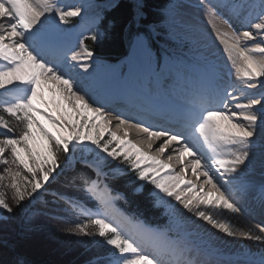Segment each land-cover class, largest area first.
<instances>
[{
	"label": "snow or ice",
	"instance_id": "obj_1",
	"mask_svg": "<svg viewBox=\"0 0 264 264\" xmlns=\"http://www.w3.org/2000/svg\"><path fill=\"white\" fill-rule=\"evenodd\" d=\"M118 6L0 0V228L55 220L76 238L75 264H264V0H198L209 37L170 0L164 34L182 52L157 45L145 0H132L119 75L93 47ZM140 198L167 222L120 207Z\"/></svg>",
	"mask_w": 264,
	"mask_h": 264
},
{
	"label": "trees",
	"instance_id": "obj_2",
	"mask_svg": "<svg viewBox=\"0 0 264 264\" xmlns=\"http://www.w3.org/2000/svg\"><path fill=\"white\" fill-rule=\"evenodd\" d=\"M169 2L170 0H145L146 21L152 22L157 33H160L156 39L158 46H163L165 41H168L167 45L176 46L166 39L165 25L162 22L164 9ZM131 5V0H119V6L108 12L102 21L104 37L93 47L95 54L109 63L119 62L128 57L129 39L137 29V26L131 23L133 15ZM143 26L142 24L141 27ZM138 202L140 207H137V202H131L129 205L120 202V207L130 213L134 212L152 226L167 222L162 208L152 207L143 198H140ZM21 218L22 216H17L0 230V264H13L18 258L22 259L24 264H75L77 260L83 258L75 243L72 244V252L62 250L60 245L52 240L53 235L47 234L45 226L35 229V233L27 234V231H24L25 227L23 228L20 224Z\"/></svg>",
	"mask_w": 264,
	"mask_h": 264
},
{
	"label": "rangeland",
	"instance_id": "obj_3",
	"mask_svg": "<svg viewBox=\"0 0 264 264\" xmlns=\"http://www.w3.org/2000/svg\"><path fill=\"white\" fill-rule=\"evenodd\" d=\"M132 1V0H131ZM181 2L185 5L183 11L184 17L195 26L199 34L203 37H209V34L211 32L210 25L207 22V19L199 12L198 10V0H181ZM226 27V26H225ZM166 39L169 40V38L166 36ZM179 43V41H176ZM166 46V45H163ZM181 49H183L181 47ZM178 52H182V50H177ZM217 56L222 58V53L217 51ZM124 65V64H123ZM121 66V65H120ZM116 66V67H120ZM62 180V178H61ZM57 187H59V182L56 184ZM64 190V189H61ZM20 224L25 227V232L27 234L35 233V229H38L39 227L42 228V226H45V230H47V234L52 236L54 242L59 244L62 248V250H68V252H72V244L74 243L75 239L74 237H67L63 234L56 233L52 229H54L57 226V221L48 219L46 217H36L31 224H28L24 221L23 218L20 219ZM4 229L0 228V230ZM31 229V230H29ZM60 248V249H61ZM70 250V251H69ZM81 250H79L80 252Z\"/></svg>",
	"mask_w": 264,
	"mask_h": 264
},
{
	"label": "bare ground",
	"instance_id": "obj_4",
	"mask_svg": "<svg viewBox=\"0 0 264 264\" xmlns=\"http://www.w3.org/2000/svg\"><path fill=\"white\" fill-rule=\"evenodd\" d=\"M96 56H97V55H96ZM97 57H98V58H99L104 64L109 65V66H112L111 63L107 62V61L104 60L103 58H101V57H99V56H97ZM112 67H114L115 72H116L117 75H119L120 72L124 70V65H121L120 67H116V66H112ZM127 73H128V66H127V72H126V74H127ZM44 93H45L46 98H49L50 106H51V107L53 108V110L55 111L56 108H57V106H56V104L51 100V97L54 96L55 93H54V92H49V91L47 90V88H45ZM41 122L44 123L45 127H48L50 131L53 130L52 127H51L50 125H48L46 121H43V120H42ZM115 123H116V121H113V125H114ZM112 130L115 131V128L113 127ZM85 131H87V129H85ZM117 134H118L119 136L123 137V130H120ZM134 134H135V138L138 139V142H139L140 147L143 148V150H145L146 147H147V150L149 151L150 155H152V154H153L152 150L148 148V145H147V143L145 142V141H147V139H148L147 133H144V134H141V135H140L138 130L133 129V130H131V131L129 132L128 139H130V140H131V139H134V138H132V135H134ZM139 135H140V136H139ZM156 143H158V142H154V143H153V147L156 146ZM145 146H146V147H145ZM163 157H165V156H161L160 159H163ZM186 163H188V162H186ZM254 175H255V178H256L257 180L260 178V171H259V168H258V167H257V169L255 170V174H254ZM185 179H190V180H193L194 182H197V181L195 180L196 177H195L194 175H192L191 171H189V172L185 175ZM197 185H198V182H197ZM241 243L248 244V245L252 248L253 251H256V250H257V246L252 245L251 242H249V241H241Z\"/></svg>",
	"mask_w": 264,
	"mask_h": 264
}]
</instances>
